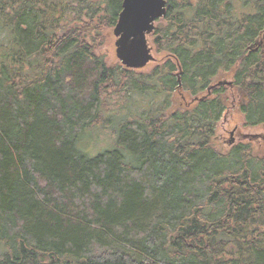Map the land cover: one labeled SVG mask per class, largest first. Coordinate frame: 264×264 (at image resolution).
Returning a JSON list of instances; mask_svg holds the SVG:
<instances>
[{
  "label": "trees",
  "instance_id": "trees-1",
  "mask_svg": "<svg viewBox=\"0 0 264 264\" xmlns=\"http://www.w3.org/2000/svg\"><path fill=\"white\" fill-rule=\"evenodd\" d=\"M121 4L0 0V264H264V146L214 142L264 133V0H166L145 73L96 53Z\"/></svg>",
  "mask_w": 264,
  "mask_h": 264
},
{
  "label": "water",
  "instance_id": "water-1",
  "mask_svg": "<svg viewBox=\"0 0 264 264\" xmlns=\"http://www.w3.org/2000/svg\"><path fill=\"white\" fill-rule=\"evenodd\" d=\"M165 15L166 0H122L113 29L115 57L122 67L139 71L154 61L148 38L154 32L155 23ZM222 85L230 87L232 83L219 82L208 89V95Z\"/></svg>",
  "mask_w": 264,
  "mask_h": 264
},
{
  "label": "rangeland",
  "instance_id": "rangeland-1",
  "mask_svg": "<svg viewBox=\"0 0 264 264\" xmlns=\"http://www.w3.org/2000/svg\"><path fill=\"white\" fill-rule=\"evenodd\" d=\"M159 21V20H158ZM155 23V28L157 23ZM114 28L102 27L101 42L96 48V53L102 56L106 63L109 65L120 64L115 57V46L114 43L116 38L113 35ZM148 45L152 48L151 55L154 57V61L149 63L141 72H150L152 67L160 61L162 54L155 52L153 45V39L150 36L148 38ZM115 100V96H113ZM108 133H112L111 128L107 131L98 129L83 134L80 138L79 146L80 150L85 151L89 155L93 156L97 154L101 149H109L112 146L110 143V137ZM216 148L222 153L226 154L230 147L235 146L239 143H251L254 149H260L264 146V133L260 128H246L237 113L234 114V108L228 110L223 118L219 122V126L216 130L215 136ZM232 143L230 144V141ZM261 147V148H262Z\"/></svg>",
  "mask_w": 264,
  "mask_h": 264
}]
</instances>
